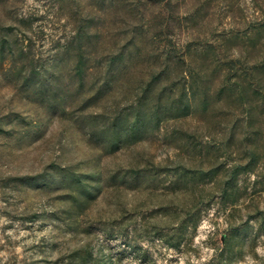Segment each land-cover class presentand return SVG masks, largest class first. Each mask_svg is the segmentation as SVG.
<instances>
[{"label": "rangeland", "instance_id": "374dc122", "mask_svg": "<svg viewBox=\"0 0 264 264\" xmlns=\"http://www.w3.org/2000/svg\"><path fill=\"white\" fill-rule=\"evenodd\" d=\"M264 0H0V264H264Z\"/></svg>", "mask_w": 264, "mask_h": 264}, {"label": "trees", "instance_id": "16d2710c", "mask_svg": "<svg viewBox=\"0 0 264 264\" xmlns=\"http://www.w3.org/2000/svg\"><path fill=\"white\" fill-rule=\"evenodd\" d=\"M258 26H263V27H260L259 29H260V30H264V25H262V24H258Z\"/></svg>", "mask_w": 264, "mask_h": 264}]
</instances>
